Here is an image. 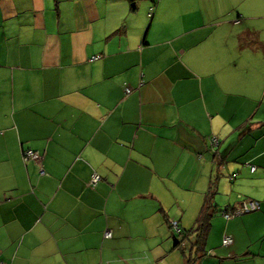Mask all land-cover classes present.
<instances>
[{
    "label": "crops",
    "instance_id": "1",
    "mask_svg": "<svg viewBox=\"0 0 264 264\" xmlns=\"http://www.w3.org/2000/svg\"><path fill=\"white\" fill-rule=\"evenodd\" d=\"M263 31L264 0H0V262L185 264L213 185L196 264H264Z\"/></svg>",
    "mask_w": 264,
    "mask_h": 264
},
{
    "label": "trees",
    "instance_id": "2",
    "mask_svg": "<svg viewBox=\"0 0 264 264\" xmlns=\"http://www.w3.org/2000/svg\"><path fill=\"white\" fill-rule=\"evenodd\" d=\"M215 193H216V189L214 188V186L213 185L210 186L208 191L205 194L203 206L192 227L193 229L192 228H191L192 230L189 229L191 231L189 232L188 237L190 236L191 233H197L194 237L195 241L191 243L192 250L196 248L194 252L195 259L192 261V263L185 261V264H196L201 258L205 256L206 252H205L204 245H205V240H206L209 227H210V219L216 211L215 204L213 201ZM225 210L228 211L227 209ZM236 211L237 210L230 211V212L235 213ZM174 238L177 240V243H178L179 240L175 236Z\"/></svg>",
    "mask_w": 264,
    "mask_h": 264
},
{
    "label": "built area",
    "instance_id": "3",
    "mask_svg": "<svg viewBox=\"0 0 264 264\" xmlns=\"http://www.w3.org/2000/svg\"><path fill=\"white\" fill-rule=\"evenodd\" d=\"M150 10H152V8ZM150 15H151V13H150ZM130 91H131V89L129 87H125L126 93H129ZM211 144L212 145H218V140L216 137L211 138ZM22 158H23L24 162H28L30 160L31 161H38L42 158V155L38 151L27 149V150L23 151ZM251 170H254V167H252ZM40 173L43 174L44 173L43 170H41ZM99 180H100V176L96 173H93L91 176V179H90V184L94 185ZM257 208H258V203L254 202V201H249V202H244L243 206L239 210H237L235 213L223 210V211H221V214L223 215L224 218L231 219L232 217L235 216V214L237 215V214H241L245 211H253ZM169 225L175 233H179L177 221L170 220ZM104 237L110 238L111 237V231L110 230L105 231ZM222 243H223V245H226V246L230 245L232 243L231 237L224 236ZM0 264H5V263L0 262Z\"/></svg>",
    "mask_w": 264,
    "mask_h": 264
},
{
    "label": "rangeland",
    "instance_id": "4",
    "mask_svg": "<svg viewBox=\"0 0 264 264\" xmlns=\"http://www.w3.org/2000/svg\"><path fill=\"white\" fill-rule=\"evenodd\" d=\"M263 37H264V31H263ZM178 228H179V233H175L171 228L167 229L170 234L169 236L170 251H172L173 256L180 257L184 261V263L185 261L192 263V261L195 259L194 252L196 248L192 250L191 243L195 241L194 237L197 233H191L190 236L188 237L189 232L193 228L189 231H186V228H183L181 223L178 224ZM174 236L179 240V242L176 244H174Z\"/></svg>",
    "mask_w": 264,
    "mask_h": 264
},
{
    "label": "water",
    "instance_id": "5",
    "mask_svg": "<svg viewBox=\"0 0 264 264\" xmlns=\"http://www.w3.org/2000/svg\"><path fill=\"white\" fill-rule=\"evenodd\" d=\"M130 1H133V0H130ZM177 243V240L174 238V244H176Z\"/></svg>",
    "mask_w": 264,
    "mask_h": 264
}]
</instances>
